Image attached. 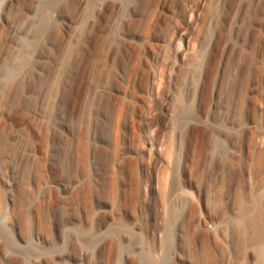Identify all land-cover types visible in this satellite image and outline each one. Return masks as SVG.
<instances>
[{"label":"rangeland","instance_id":"374dc122","mask_svg":"<svg viewBox=\"0 0 264 264\" xmlns=\"http://www.w3.org/2000/svg\"><path fill=\"white\" fill-rule=\"evenodd\" d=\"M0 264H264V0H0Z\"/></svg>","mask_w":264,"mask_h":264},{"label":"bare ground","instance_id":"6f19581e","mask_svg":"<svg viewBox=\"0 0 264 264\" xmlns=\"http://www.w3.org/2000/svg\"><path fill=\"white\" fill-rule=\"evenodd\" d=\"M43 1V0H42ZM47 1V0H46ZM52 1V0H51ZM44 4V3H43ZM46 4H47V2H46ZM44 8V7H43ZM49 8V7H48ZM23 13V12H22ZM21 13H19V15H20ZM48 15V14H47ZM28 18V17H27ZM29 19V18H28ZM43 20V19H42ZM44 20H45V18H44ZM47 20V19H46ZM41 22V21H40ZM47 22V21H46ZM31 24V23H30ZM28 25V21H26V18L22 15L21 17H19L18 18V20H17V24H16V28H15V38H18V39H15L14 40V43H15V47L14 48H17V47H21L22 45H21V43H20V41H19V39H20V36L21 35H24L25 34V28H26V26ZM40 25V24H39ZM41 25H43V24H41ZM48 26V25H47ZM41 28H42V26H41ZM48 31V30H47ZM34 32V31H33ZM32 32V33H33ZM35 37V36H34ZM26 38V43L28 44V45H34L35 44V42H36V40H35V38L34 39H31V38H29V37H25ZM37 41H40V40H38L37 39ZM26 46V45H25ZM43 48V47H42ZM47 49V48H46ZM29 51V50H28ZM72 54V53H71ZM41 56V55H40ZM28 59V58H27ZM29 60V59H28ZM6 61V60H5ZM27 61V60H26ZM17 64H19V63H17ZM18 67V66H17ZM20 99V98H19Z\"/></svg>","mask_w":264,"mask_h":264}]
</instances>
